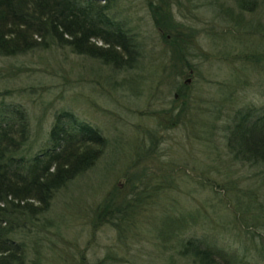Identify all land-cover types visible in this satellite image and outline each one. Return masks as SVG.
Returning a JSON list of instances; mask_svg holds the SVG:
<instances>
[{
  "label": "rangeland",
  "instance_id": "obj_1",
  "mask_svg": "<svg viewBox=\"0 0 264 264\" xmlns=\"http://www.w3.org/2000/svg\"><path fill=\"white\" fill-rule=\"evenodd\" d=\"M260 1L241 13L233 0H112L111 14L142 43L131 69L56 43L0 54V103H21L31 118L20 155L47 145L62 111L106 138L97 161L28 227L30 261L39 243L40 264H196L169 237L178 218L180 238L205 239L236 264H264V164L229 148L237 110L264 106V63L254 67L240 47H264V32L247 34L264 31ZM226 11L242 15L249 30H237ZM249 196L255 206L237 205ZM128 202L137 205L136 227L120 235L110 221L118 212L103 213Z\"/></svg>",
  "mask_w": 264,
  "mask_h": 264
},
{
  "label": "trees",
  "instance_id": "obj_2",
  "mask_svg": "<svg viewBox=\"0 0 264 264\" xmlns=\"http://www.w3.org/2000/svg\"><path fill=\"white\" fill-rule=\"evenodd\" d=\"M233 2L243 13L253 12L261 1ZM112 8V0H0V54L16 56L56 43L106 64L131 69L136 66L142 43L127 20L111 14ZM226 12V20L234 23L237 30L242 27L249 30V26L243 24L242 15ZM263 32L258 25L247 34L259 36ZM221 39L231 44L227 37ZM236 39L239 41L238 37ZM261 41L264 44V40ZM184 45L181 41L180 48H185ZM240 47L244 59L250 60L254 67L264 63V47L256 50L245 45ZM180 58L184 59L181 55ZM235 116L229 148L237 157L264 164V106L241 108ZM32 132L27 108L14 101H1L0 264H40L39 243L34 247L37 257L30 261L32 232L28 227L49 211L59 189L97 161L106 144L99 129L79 121L71 111L56 114L49 141L43 149L33 156L20 155L18 152L31 140ZM157 191L154 187L152 192ZM149 195L153 197V193ZM254 202L256 198L249 196L245 201L239 199L237 205L255 206ZM127 205L125 209L116 207L103 213L107 216L118 212L110 221L115 222L120 235L127 232L128 225L130 229L136 227L130 213L137 205L131 202ZM180 220H175L177 223L169 237L180 241L181 255L190 256L196 264H236L227 257L223 259L220 251L205 239L180 238V232L185 229V223L180 224ZM164 235L160 233L164 240L162 248L168 247L165 240L169 237Z\"/></svg>",
  "mask_w": 264,
  "mask_h": 264
}]
</instances>
